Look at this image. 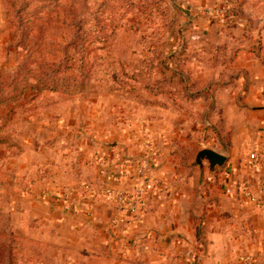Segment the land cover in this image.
<instances>
[{"label":"rangeland","instance_id":"rangeland-1","mask_svg":"<svg viewBox=\"0 0 264 264\" xmlns=\"http://www.w3.org/2000/svg\"><path fill=\"white\" fill-rule=\"evenodd\" d=\"M201 1L67 0L76 10L68 14L87 19L86 44L92 43L88 52H93H80L84 33L74 46L69 43L77 38L70 35L60 44L76 57L67 87L45 90L24 107L0 106V264H199L171 260L168 246L144 244L130 256L98 241L86 244L87 237L99 236L74 230L66 217L73 210L70 194L77 192L82 202L95 193L92 173L112 165L108 152L115 145L140 146L145 160L136 165L137 173L154 184L148 176L162 170L168 180V152L176 181L198 174L197 152L213 145V138L222 147L230 143L220 96L242 73L234 68L236 58L228 63L233 54L218 52L229 40L203 30L194 9ZM256 1L247 12L264 14V1ZM13 2L15 16L25 0ZM7 3L0 0L1 73L21 64L18 44H35V38L22 37L25 28L18 36L11 33ZM36 14L37 26L56 16L51 10ZM41 44L51 49L49 37ZM43 56L38 62L50 64ZM65 56L69 53L54 61L56 68L67 67ZM183 80L186 85L179 83ZM117 151L119 156L122 148ZM111 202L128 211L116 199ZM129 232L118 230L122 236ZM232 264L250 261L238 256Z\"/></svg>","mask_w":264,"mask_h":264},{"label":"crops","instance_id":"crops-1","mask_svg":"<svg viewBox=\"0 0 264 264\" xmlns=\"http://www.w3.org/2000/svg\"><path fill=\"white\" fill-rule=\"evenodd\" d=\"M201 2L194 9L203 30L221 36L229 30L237 52L234 68L242 73L234 75L233 89L220 96L229 145L222 147L213 138V145L203 147L226 155L225 165L211 174L204 162L202 170L197 168L198 174L173 181L174 159L168 152V180L164 170L148 176L155 179V190L140 202L134 215L119 211L107 194L133 192L142 184L137 166L145 155L130 142L119 145L122 151L117 156L120 148L115 145L108 152L112 165L92 173L95 193L82 202L77 192L70 194L73 210L66 218L74 230H91L99 236L95 240L87 237L86 244L98 241L114 252L122 249V255L133 256L144 244L155 249L162 245L168 246V256L174 261L232 264L244 256L250 264H264V18H226L231 9L228 0ZM227 22L235 27L227 30ZM170 147L168 144V151ZM251 154L256 155V162ZM243 186L254 200L241 192ZM112 220L117 223L114 232L109 226ZM122 228L130 231L129 236L118 233Z\"/></svg>","mask_w":264,"mask_h":264},{"label":"trees","instance_id":"trees-1","mask_svg":"<svg viewBox=\"0 0 264 264\" xmlns=\"http://www.w3.org/2000/svg\"><path fill=\"white\" fill-rule=\"evenodd\" d=\"M228 1L231 4V9L226 14V18H246V16L264 18V14L254 12L250 15L247 12L249 6H254L253 4L257 3L256 0ZM7 2L6 5H8V9L6 11V18L11 33L15 36L20 30L25 28L22 37L25 36L27 39L30 37L35 38L33 39L35 41L34 45L33 41L31 42L30 40H24L25 44L21 43L22 45H17V50L19 52L15 53H18L17 59L22 61L21 64L16 66V68L9 73L0 72V106L11 103L15 109L26 106L28 102L40 96L45 90L57 91L60 90L61 87H67L68 80L70 81V79H72L70 71L73 69L72 66L76 57L72 56L68 49L61 50L60 44H66L68 39H70V35H72L73 38H77L84 33L83 37L85 41L80 46V52L83 55H85L86 52L91 54L93 50L88 52V47L92 43L86 44L87 35L85 33V24L88 22L87 19L83 16L76 18L75 15L68 14V10L74 11L75 9L73 10L70 8L71 6L67 3V0H25L15 16L13 12L14 9L17 8V3L13 2V0H7ZM50 10L56 14V16L51 18L48 17L42 25L37 26L39 22L35 19V14ZM74 12H76V10ZM232 27H235V24L233 22H227L226 29L228 30ZM116 28H118V26H116ZM46 36L51 40L50 46L47 47L51 48L50 50L44 49L41 44L44 42ZM225 38L229 40V43L228 45L224 44L221 46L218 52H229L233 54V58L228 62L232 63L236 58L237 52L233 47V38L230 33H227ZM77 41L78 38L76 41H73V43H69V45H78ZM186 50L187 45H184L181 53H185ZM65 53H69V56H65L64 58L67 67L62 68L63 64H61L56 68L54 61L62 57ZM43 54L44 58H48L51 61L50 64L44 65L42 62H38V59H42ZM82 58H84V56H82ZM31 60L33 61L31 62ZM223 63H225V61ZM81 69L82 68H80V70ZM179 83L182 85L187 84V82L184 83V80ZM29 97L30 100L28 101ZM214 99H216V96ZM228 145L229 142L226 146ZM8 237H12V234H9ZM4 255L5 252L3 251L1 257H4ZM11 255L12 253L10 252L9 256L11 257Z\"/></svg>","mask_w":264,"mask_h":264},{"label":"built area","instance_id":"built-area-1","mask_svg":"<svg viewBox=\"0 0 264 264\" xmlns=\"http://www.w3.org/2000/svg\"><path fill=\"white\" fill-rule=\"evenodd\" d=\"M250 159L253 162L257 161V157L255 154L250 155ZM140 165V164H139ZM138 165V166H139ZM143 174V173H142ZM141 174V175H142ZM144 175V174H143ZM264 190V186L262 187ZM155 190V186L151 182H143L140 186L135 188L133 193L129 192H108L107 200L116 199L119 206L126 209L131 213L136 215L139 211L140 202L146 197L147 194L152 193ZM241 192L250 200H254L252 193L250 192L247 186H243L241 188Z\"/></svg>","mask_w":264,"mask_h":264},{"label":"water","instance_id":"water-1","mask_svg":"<svg viewBox=\"0 0 264 264\" xmlns=\"http://www.w3.org/2000/svg\"><path fill=\"white\" fill-rule=\"evenodd\" d=\"M227 161L226 155L213 149L202 148L196 155L193 165L200 170L203 169L204 162L208 163L212 174L216 167H223Z\"/></svg>","mask_w":264,"mask_h":264}]
</instances>
